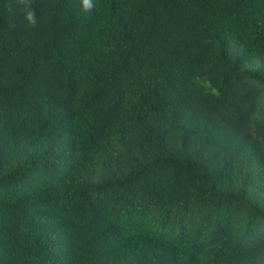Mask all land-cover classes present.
Instances as JSON below:
<instances>
[{
    "label": "trees",
    "instance_id": "16d2710c",
    "mask_svg": "<svg viewBox=\"0 0 264 264\" xmlns=\"http://www.w3.org/2000/svg\"><path fill=\"white\" fill-rule=\"evenodd\" d=\"M93 3L0 0V264H264V0Z\"/></svg>",
    "mask_w": 264,
    "mask_h": 264
},
{
    "label": "clouds",
    "instance_id": "9594fccd",
    "mask_svg": "<svg viewBox=\"0 0 264 264\" xmlns=\"http://www.w3.org/2000/svg\"><path fill=\"white\" fill-rule=\"evenodd\" d=\"M79 7H80V10L82 12L89 13L94 8L93 0H79ZM25 19L31 25H35L36 24V17H35L34 13H32V11L30 9L28 10Z\"/></svg>",
    "mask_w": 264,
    "mask_h": 264
}]
</instances>
